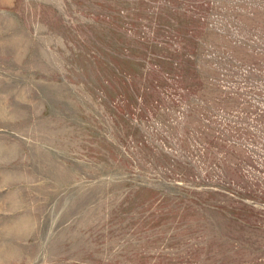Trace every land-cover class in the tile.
Here are the masks:
<instances>
[{
  "label": "rangeland",
  "instance_id": "rangeland-1",
  "mask_svg": "<svg viewBox=\"0 0 264 264\" xmlns=\"http://www.w3.org/2000/svg\"><path fill=\"white\" fill-rule=\"evenodd\" d=\"M0 264H264V0H0Z\"/></svg>",
  "mask_w": 264,
  "mask_h": 264
}]
</instances>
